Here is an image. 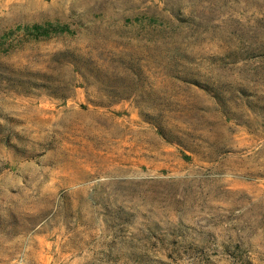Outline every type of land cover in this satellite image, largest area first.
Returning <instances> with one entry per match:
<instances>
[{
    "label": "rangeland",
    "instance_id": "rangeland-1",
    "mask_svg": "<svg viewBox=\"0 0 264 264\" xmlns=\"http://www.w3.org/2000/svg\"><path fill=\"white\" fill-rule=\"evenodd\" d=\"M0 264H264V0H0Z\"/></svg>",
    "mask_w": 264,
    "mask_h": 264
},
{
    "label": "trees",
    "instance_id": "trees-1",
    "mask_svg": "<svg viewBox=\"0 0 264 264\" xmlns=\"http://www.w3.org/2000/svg\"><path fill=\"white\" fill-rule=\"evenodd\" d=\"M33 28L37 30V29H39V26L35 25V26H33ZM31 35L37 37V36H41V35H44V34L43 33H31Z\"/></svg>",
    "mask_w": 264,
    "mask_h": 264
}]
</instances>
